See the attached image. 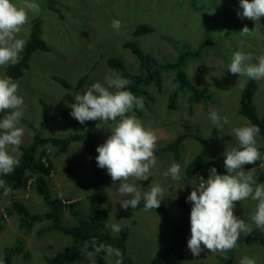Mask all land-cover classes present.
I'll return each mask as SVG.
<instances>
[{
    "label": "rangeland",
    "instance_id": "obj_1",
    "mask_svg": "<svg viewBox=\"0 0 264 264\" xmlns=\"http://www.w3.org/2000/svg\"><path fill=\"white\" fill-rule=\"evenodd\" d=\"M14 2L19 3V0ZM36 2L41 11L38 15L29 14V21L25 25L27 35L22 30L20 36L27 41L34 25L33 20L39 19L42 21L41 38L47 43L48 49H37L31 54L29 64L17 81L18 95L24 98L23 117L40 127L45 136H66L84 131L85 123H79L70 114H63V111L75 102L74 95L82 93L88 85L93 82L105 83V78L114 72L107 64L110 56H120L129 71L138 70L139 59L123 46L138 24L147 23L154 27L155 32L141 34L135 40L145 52L153 54L160 61L172 62L180 51L199 48L200 40L206 37L203 51L198 57H188L182 70L193 84L208 89L207 99L200 98L190 104V92L185 88L180 90L175 107L168 108L169 96L178 87V82L174 72L164 71L161 89L153 84L148 86L154 100L145 102L143 109L136 108V111L129 114L135 115L146 128L154 131L158 154H154L156 164L148 180L135 181L130 178L128 182L134 183L141 193L149 190L151 183L165 189L166 197L160 203L164 215L157 209L145 211L144 207L124 210L117 201L120 199L117 190L121 182L113 184L110 177L107 188V201L104 204L107 225H128V253L137 263H147L169 244L171 220H179L183 213L180 198L184 197L191 212L192 203L186 198L193 190L194 183H199L200 177L206 180L212 166L218 172L221 164L224 165V153L239 147L231 134L232 129L246 124L254 125L239 111L241 93L250 79L232 74L227 67L236 51L250 53L253 57L264 54V17L256 23L247 18H239L237 13L240 11V0H56L55 6L60 8L63 17L49 8V0ZM114 19L121 22L119 31L111 27ZM245 25L252 34L242 37L239 32ZM7 69L8 66L0 68V76H7ZM85 75L86 80L76 89ZM57 77L74 88L66 87L63 80ZM256 83L253 102L256 113L263 116L264 79L256 80ZM45 105L48 112L46 120ZM212 110L222 118H228L229 123L222 130L211 123L209 114ZM5 114L0 112V118ZM96 124L93 137L97 148L111 135L109 127L114 124H104L98 120ZM20 126L25 130L22 138L24 144L32 139L33 134L22 120ZM180 136L183 138L176 150L169 148L160 151V147ZM205 146L221 158L208 155L203 160L201 170L193 177H188L186 169L189 162ZM256 146H264V137L260 132L256 137ZM55 150V147H49L56 169L47 178L53 195L70 198L69 201L81 200L83 208H86L90 205L92 173L85 145L81 141H74L64 153L54 155ZM14 155L18 158L20 149ZM73 155L77 163L76 172L82 183L78 186L68 178L64 169ZM173 162L181 165L179 181L164 175ZM244 170H251L257 183H264L260 179L264 173L261 164L252 168L244 165ZM102 171L108 174L106 168ZM12 198L25 202L33 213L47 208L42 195L34 187H26L10 191L7 196L0 193V211ZM256 203L251 199L239 201L234 209V214L251 228L255 225L251 215ZM64 219L67 224L76 221L68 211L64 212ZM49 224V221H37L29 231H25L19 226L17 214L7 216L5 226L0 231V253L3 254L6 247L22 242L23 251L14 254L12 264H47V257L62 251L72 240L69 234L43 228ZM108 229L113 235H118ZM242 236L245 235L242 233ZM218 253L205 249L199 256H193L186 247L180 264H218ZM231 253L234 264H239L244 256L255 259L256 264H264V242L259 240L239 242L231 249ZM105 259L108 264H114L116 257H107L105 254ZM96 260L95 253L90 258L80 253L66 264H96Z\"/></svg>",
    "mask_w": 264,
    "mask_h": 264
},
{
    "label": "clouds",
    "instance_id": "obj_2",
    "mask_svg": "<svg viewBox=\"0 0 264 264\" xmlns=\"http://www.w3.org/2000/svg\"><path fill=\"white\" fill-rule=\"evenodd\" d=\"M239 8L237 15L241 19L247 18L256 23L264 17V0H240ZM40 11L36 0H19V3L0 0V68L19 63L20 53L26 45V38L21 37L20 33L24 30L27 35L25 25L29 21V14L38 15ZM111 27L119 31L120 20L114 19ZM239 34L244 37L250 36L252 32L245 25ZM227 69L240 77L262 80L264 54L253 57L250 53L236 51ZM129 83L119 72L107 76L105 83H91L82 93L74 95L75 102L69 105L70 115L81 124L95 120L104 124L115 122L109 127L111 135L96 148L97 166L107 169L113 184L121 182L117 190L120 199L117 201L124 210L135 209L143 199L144 210L148 211L159 208L166 195L165 189L158 184L151 183L149 190L141 193L134 183L128 182L130 178L142 181L152 176L151 169L156 164L154 150L157 147L154 131L146 128L135 115H126L133 108L143 109L144 106L142 97L127 90ZM18 90V81L8 74L0 76V112L6 113L0 118V175L3 176L12 173L19 165V159L14 154L19 151L25 132L20 126L24 115V98L18 95ZM209 119L219 130L229 123L226 116L222 118L215 110L210 112ZM259 131V127L252 124L233 128L231 134L239 147L224 153L226 173L219 174L214 166L210 167L208 178L205 180L200 177V182L194 183L193 190L187 196V201L192 203L191 236L187 247L193 256H199L205 249L212 253H227L236 247L242 233L248 235L251 232V226L234 214L236 202L248 199L257 202L251 221L256 228L264 231V183H257L252 171L244 170V165L264 160L256 146ZM261 167H264V163ZM164 175L179 181L181 165L173 162ZM0 188L5 196L11 191L3 179H0ZM107 227L116 234L122 230L118 223H111ZM89 243L94 252L88 250ZM81 251L88 258L94 253L104 252L107 257H116L114 264H123L119 248L97 243L95 238L86 241ZM239 264H256V261L244 256Z\"/></svg>",
    "mask_w": 264,
    "mask_h": 264
},
{
    "label": "trees",
    "instance_id": "obj_3",
    "mask_svg": "<svg viewBox=\"0 0 264 264\" xmlns=\"http://www.w3.org/2000/svg\"><path fill=\"white\" fill-rule=\"evenodd\" d=\"M56 0H49V8L55 10L60 16V8L55 6ZM32 29L29 33V38L26 41V45L21 55V59L15 66L9 65L7 74L13 80H18L23 74V70L29 64L31 54L37 49H48L47 43L41 38L42 21L39 19L33 20ZM154 27L147 23H140L135 27L134 31L130 35V39L123 42V46L131 50V52L139 59V67L136 72L129 71L125 65V61L122 58L116 56H110L107 59L108 66L119 72L120 75L126 78L130 83L126 86L127 90L131 91L134 95L142 97L144 103H148L154 100V97L149 92L148 86L151 84L156 85L161 89L162 84V73L164 71H171L175 73V79L178 82V87L169 96V106L175 107L176 99L179 95L180 90L188 89L190 92L189 101L190 104L199 101L200 98L207 99L208 89L206 87H199L193 84L189 78H187L186 72L182 70V65L186 62L188 57H198L203 51L206 37L200 40L199 48L195 50H184L180 51L176 60L160 61L153 54L145 52L139 43L135 40L136 36L145 33H153ZM133 38V39H132ZM60 81L63 79L57 77ZM87 76H83L78 82L76 89H79ZM56 79V80H58ZM64 85L68 88H74L73 85L63 80ZM257 89L256 80L250 79L244 87L241 98L239 111L245 115L254 125L259 127V132L264 137V115L259 116L255 111V105L253 102V96ZM133 108L131 111H136ZM71 109L68 108L63 111V114H70ZM130 111V112H131ZM127 113L126 115L130 114ZM139 116L141 115L138 112ZM44 118L48 117L47 105L44 106ZM119 117L117 121H119ZM22 122H25L32 131L33 137L27 143L20 145V155L18 156L19 165L15 167L14 171L6 176L0 175V179L6 182V185L11 189L20 190L26 187H34L36 191L44 198L47 208L39 213H33L25 202L18 198H12L8 205H5L3 210L0 211V231L5 226L7 216L13 214L18 215L19 226L25 231H29L34 223L37 221H49L50 224L43 227L45 229H54L65 234H69L72 237L71 243H69L62 251L56 253L51 257H47V264H66L69 261L76 258L83 248L86 241H91L93 238L96 239L97 243L110 244L121 250L123 264H139L133 257L128 253L127 239L130 233L128 225H123L121 232L118 235H113L107 227V215L105 212L104 204L107 201V188L110 183V175L105 174L102 168L97 166L96 151L97 142L93 137V132L96 128L95 121H86V127L84 131L79 133H71L66 136H45L41 132V128L31 123L25 117L21 118ZM109 124L115 122L109 121ZM214 133V131H213ZM183 136H180L177 140L165 144L160 147V151L163 149H174L178 147ZM74 141H81L87 150L90 159L91 168V191H90V205L83 208L81 200L69 201L58 196H54L51 187L48 183V177L55 171L56 167L53 163V159L49 153V147H55L54 155H59L68 150L70 144ZM205 141V139L203 140ZM262 157H264V146L258 147ZM178 153V152H177ZM154 154H158L155 149ZM208 155L212 158H221L219 154L203 147L202 151L199 152L188 164L187 176L193 177L199 172L203 165V160ZM75 155H73L69 161L64 165V169L68 178L75 183V185H82L79 181L77 170V163L75 161ZM222 162V160H220ZM263 163V160H257L253 165H245L248 168H252L256 165ZM224 165L218 168L219 174L226 173ZM260 179L264 180V173L260 175ZM0 193L3 194V189L0 188ZM180 206L182 207V216L179 220H171V239L169 244L157 255H155L149 262L144 264H180L184 257L185 249L187 247V241L190 239V208L184 199L180 198ZM144 207V200L141 199L139 205L135 208H129L131 210H137ZM70 212L74 218L75 223L67 224L64 219V212ZM161 215H164V209L162 206L157 208ZM251 232L248 235L239 237L236 244L239 242H253L259 240L264 242V231L256 228L254 225L251 228ZM22 242H18L16 246H8L5 248L4 253H0V264H12V257L17 252H22ZM89 251H94L91 243L88 246ZM104 252L95 253L96 264H108L105 259ZM227 256V259L225 258ZM218 264H234V257L229 250L227 253L217 254Z\"/></svg>",
    "mask_w": 264,
    "mask_h": 264
},
{
    "label": "bare ground",
    "instance_id": "obj_4",
    "mask_svg": "<svg viewBox=\"0 0 264 264\" xmlns=\"http://www.w3.org/2000/svg\"><path fill=\"white\" fill-rule=\"evenodd\" d=\"M137 27V26H136Z\"/></svg>",
    "mask_w": 264,
    "mask_h": 264
}]
</instances>
